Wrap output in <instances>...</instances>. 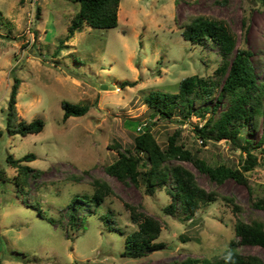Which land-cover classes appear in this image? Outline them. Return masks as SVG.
<instances>
[{
  "label": "rangeland",
  "instance_id": "1",
  "mask_svg": "<svg viewBox=\"0 0 264 264\" xmlns=\"http://www.w3.org/2000/svg\"><path fill=\"white\" fill-rule=\"evenodd\" d=\"M78 8V0H0V167L12 177L16 168L6 161L7 152L15 158L32 152L35 157L22 162L40 169L24 190L12 179L0 178V264H183L188 257L220 252L233 236L236 214L223 196L241 205L244 218L264 221V209L251 204V197L264 195V148H255L258 162L244 171L253 196L232 177L217 184L191 162L176 160L193 170L201 186L219 193L187 220L180 212L162 211L172 199L166 187L150 194L143 184L122 182L104 169L117 157L112 143L132 141L130 119H156L145 99L150 90L174 92L186 75L216 74L217 49L182 34L181 23L188 15L225 20L237 46L251 51L256 79L264 80V0H120L116 26L84 22L65 39ZM11 69L21 79L18 112L26 120L41 117L44 126L39 132L5 130ZM125 80L134 83L123 84ZM216 92L206 100L208 106ZM63 99L89 108L62 119ZM175 119L159 117L151 124L162 145L167 130L180 126L181 139L194 153L211 163L241 167L238 146L223 139L203 143L195 135L194 124L202 122L198 115L182 123ZM263 122L244 131L253 143ZM93 177L107 179L113 189L98 203L89 197ZM127 204L159 219L161 231L154 240L165 246L140 257L120 254L126 234L136 228ZM69 212L76 215L73 224L68 223ZM240 250L264 260L260 245L244 244Z\"/></svg>",
  "mask_w": 264,
  "mask_h": 264
},
{
  "label": "trees",
  "instance_id": "2",
  "mask_svg": "<svg viewBox=\"0 0 264 264\" xmlns=\"http://www.w3.org/2000/svg\"><path fill=\"white\" fill-rule=\"evenodd\" d=\"M79 8L67 24L65 39L86 22L94 27H112L118 24L120 0H78ZM40 7L37 5V13ZM182 34L195 43L214 46L220 61L215 68V75L192 73L182 77L177 91L170 92L152 89L145 99L149 103L151 114L156 119L176 118L178 122L186 121L191 114L200 117L201 124H194V133L203 143L214 140H225L240 148L241 167L228 162H209L204 156L194 153L181 139V127L167 130V140L162 145L155 137L149 122L130 119L135 129L131 133L132 141L125 145L116 140L112 147L117 150V157L104 166L105 171L122 182L131 181L143 184L147 193H153L158 187H166L172 199L162 206L167 214L181 213V219H192L196 210L202 205L216 199L218 191L211 187L201 186L191 168L176 160L191 162L200 172L206 173L210 181L217 184L228 177L244 183L252 194V186L244 174L258 162L259 150L264 148V122L259 139L253 143L244 131L256 127L264 118V80H257L250 59L251 51L236 44V36L225 20L208 17L203 14H191L181 23ZM61 43V40H60ZM57 52V51H56ZM12 82L5 109V130L8 134L39 132L44 126L41 117L24 119L17 109V92L21 79L11 69ZM134 81H123L133 84ZM214 102L208 106L206 100L215 92ZM224 100L226 102H224ZM219 105L224 107L217 110ZM62 119L70 115L84 114L87 103L61 101ZM207 115L205 116V114ZM179 116V117H176ZM205 116V117H204ZM2 130L0 129V137ZM34 153L27 152L15 158L10 152L6 161L16 168V173L9 177L5 168L0 167L1 179H12L18 189L24 190L30 176L36 177L40 169H35L23 160H31ZM93 193L90 198L95 202L103 201L113 192L107 179L93 177L91 179ZM86 196V194H85ZM88 196V195H87ZM235 212L233 236L227 245L217 253L201 257H188L183 264H264V260L254 253H243L240 246L244 244L264 247V221L259 217L241 215V205L235 203L232 196H223ZM77 199V198H76ZM253 206L264 209V195L251 197ZM130 209V220L136 228L126 234L124 248L120 254L129 257H140L150 250L165 246L163 241L154 239L161 231V223L155 216L137 210L135 205L127 204ZM76 215L69 212L68 223L73 224Z\"/></svg>",
  "mask_w": 264,
  "mask_h": 264
}]
</instances>
